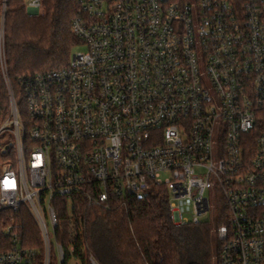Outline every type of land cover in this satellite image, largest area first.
Masks as SVG:
<instances>
[{"label":"built area","instance_id":"2783aa9c","mask_svg":"<svg viewBox=\"0 0 264 264\" xmlns=\"http://www.w3.org/2000/svg\"><path fill=\"white\" fill-rule=\"evenodd\" d=\"M78 3L71 31L84 49L18 78L28 118L9 87L0 138H13L3 149L16 166L2 165L0 211L26 209L42 249L6 226L0 264H52L53 251L68 264L52 244L59 199L106 209L152 186L176 225L200 223L206 191L219 192L216 264H264V0Z\"/></svg>","mask_w":264,"mask_h":264},{"label":"trees","instance_id":"16d2710c","mask_svg":"<svg viewBox=\"0 0 264 264\" xmlns=\"http://www.w3.org/2000/svg\"><path fill=\"white\" fill-rule=\"evenodd\" d=\"M78 7V0H42V12L36 14L26 10L25 0H0V53L2 49L14 96L26 118L18 78L69 63L71 49L78 42L71 31V20ZM8 115V93L0 66V125ZM11 148L0 150V171L13 154ZM59 203L60 224L55 241L67 252V261L92 264L91 257L96 264L213 262L210 241L216 235L211 232H215L222 217L216 218L213 228H209V221H201L199 227L174 224L169 215L167 191L162 186H152L141 198L113 199L106 209L93 205L70 211L65 199H59ZM10 225L20 233L23 245L42 249L37 225L29 212L21 208L17 212L0 211V250L7 240L3 230ZM198 234L206 243L201 252L194 254L188 248L194 246ZM70 246L74 249L71 254Z\"/></svg>","mask_w":264,"mask_h":264},{"label":"rangeland","instance_id":"374dc122","mask_svg":"<svg viewBox=\"0 0 264 264\" xmlns=\"http://www.w3.org/2000/svg\"><path fill=\"white\" fill-rule=\"evenodd\" d=\"M42 12V8L36 12V14ZM2 48V47H1ZM84 47L82 45H76V46H73V48L71 49V54L77 50H83ZM3 60V62H2ZM0 66H1V71H2V68L3 70H5V73H3L2 71V75H3V78H4V82H5V85H6V88H7V93H8V100H9V90L10 88L12 89L13 91V87H12V84L10 83L9 85V82L10 79L7 75V71H6V63H5V60H4V55H3V50L1 49V53H0ZM11 86V87H10ZM10 87V88H9ZM13 94L14 91H13ZM13 142V138L6 134L5 136H3L2 138H0V150L1 148H3V146L5 144H9V143H12ZM12 149V153L14 152L13 151V148ZM13 163L15 166H16V156H15V153L11 155V157H8L5 161H4V164H11ZM167 173H164L162 174V177L166 176ZM206 197L208 198L209 200V205H210V209L208 212H206L205 214H203L200 219L202 221H209L210 222V226L209 228H213V226L215 225L216 221H213V215L217 214L216 210L218 211L219 207L216 209V205L218 204V201L217 199L219 198V192H216V190H207L206 193H205ZM180 206H181V209L184 213V215H187V216H190L191 212H192V204L190 201L188 200H179L178 201ZM218 218V217H217ZM193 227H199V224H195ZM211 234H215V232H211ZM204 240L206 241V239H204L203 236H201L200 234L197 235L196 237V240H195V244L194 246L188 248V251L192 252V253H199L203 250V247L205 246L204 244L206 242H204ZM210 247L212 249V257H213V262L212 264H216V255H217V250H218V244H217V240L215 238H212V240L210 241ZM55 239L52 238V244H54V247H55ZM206 248V247H205ZM94 260V259H93ZM52 263H55V264H59V260L57 259L56 255H55V252L53 251V255H52ZM96 263V262H95ZM68 264H77V262L74 260V259H70L68 261Z\"/></svg>","mask_w":264,"mask_h":264}]
</instances>
